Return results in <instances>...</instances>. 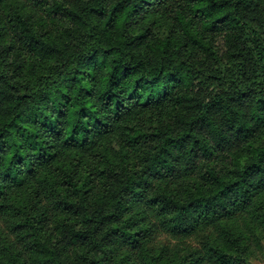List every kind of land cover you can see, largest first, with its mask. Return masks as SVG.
Instances as JSON below:
<instances>
[{"label":"trees","instance_id":"obj_1","mask_svg":"<svg viewBox=\"0 0 264 264\" xmlns=\"http://www.w3.org/2000/svg\"><path fill=\"white\" fill-rule=\"evenodd\" d=\"M51 2L0 0V264L263 263L264 0Z\"/></svg>","mask_w":264,"mask_h":264},{"label":"rangeland","instance_id":"obj_2","mask_svg":"<svg viewBox=\"0 0 264 264\" xmlns=\"http://www.w3.org/2000/svg\"><path fill=\"white\" fill-rule=\"evenodd\" d=\"M22 2H26V0H21ZM50 1V2H49ZM47 2L49 3V4H51L52 2H51V0H47ZM45 3V2H44ZM44 8V12L45 11H47V6H44L43 7ZM43 16H45V15H43ZM55 15H52V17H54ZM50 28H52L53 26L52 25H48ZM261 264H264V262L263 263H261Z\"/></svg>","mask_w":264,"mask_h":264}]
</instances>
